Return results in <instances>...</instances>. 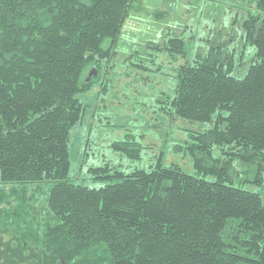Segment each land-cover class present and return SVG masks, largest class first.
<instances>
[{
  "label": "trees",
  "instance_id": "trees-1",
  "mask_svg": "<svg viewBox=\"0 0 264 264\" xmlns=\"http://www.w3.org/2000/svg\"><path fill=\"white\" fill-rule=\"evenodd\" d=\"M132 1L0 0V183L11 184L0 198L9 235L0 264H264V0H250L240 24L255 47L243 77L228 72L234 50L209 45L175 68L172 94L158 99L164 113L210 123L190 148L214 178L160 158L127 173L89 167L111 180L99 187L68 178L70 131L85 111L78 94L102 78ZM163 38V51L187 52L179 34ZM44 181L37 225L23 217L32 192L17 198L12 184ZM6 214L14 219L2 224Z\"/></svg>",
  "mask_w": 264,
  "mask_h": 264
},
{
  "label": "rangeland",
  "instance_id": "rangeland-1",
  "mask_svg": "<svg viewBox=\"0 0 264 264\" xmlns=\"http://www.w3.org/2000/svg\"><path fill=\"white\" fill-rule=\"evenodd\" d=\"M247 8L253 9L254 3L250 0H133L113 45V56L102 67V78L88 91L78 94L85 111L70 131L68 178L99 187L111 180L95 177L89 167L108 165L110 173L115 170L127 173L134 168L148 169L158 158L162 166L177 165L187 173L205 176V171L194 166L198 151L190 147L199 143L193 136L208 129L210 123L180 118L167 113V109L164 113L158 99L172 94L175 68L190 58L194 50L202 51L209 45L222 43L226 50H234L228 72L243 77L255 52L253 44L244 40L240 25L246 18ZM163 32L183 37L187 52L182 56L163 51ZM137 63L143 68L136 67ZM118 143L125 149H116L114 144ZM240 165L234 162L235 167ZM205 177L214 178L213 175ZM241 185L256 189L247 181ZM10 186L0 183V198H8ZM12 186L17 189V198L22 195L21 189L32 192L33 209L24 207L23 217L41 225L46 218L43 204L51 182ZM14 203L12 207H16ZM13 219L14 215L6 214L2 224ZM0 235L3 240L9 238L5 232Z\"/></svg>",
  "mask_w": 264,
  "mask_h": 264
},
{
  "label": "water",
  "instance_id": "water-1",
  "mask_svg": "<svg viewBox=\"0 0 264 264\" xmlns=\"http://www.w3.org/2000/svg\"><path fill=\"white\" fill-rule=\"evenodd\" d=\"M92 74L96 75L97 72L95 70L93 71V73L89 72L86 80H89Z\"/></svg>",
  "mask_w": 264,
  "mask_h": 264
}]
</instances>
